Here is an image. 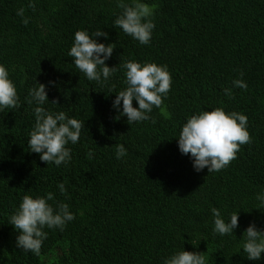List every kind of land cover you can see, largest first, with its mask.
<instances>
[{
    "label": "trees",
    "instance_id": "obj_1",
    "mask_svg": "<svg viewBox=\"0 0 264 264\" xmlns=\"http://www.w3.org/2000/svg\"><path fill=\"white\" fill-rule=\"evenodd\" d=\"M34 2L35 11L29 0H0V65L20 98L18 109L0 111V264H164L182 250L205 253L207 264H264V254L251 261L242 250L250 225L264 232V204L256 199L264 195V0H141L154 6L148 45L114 26L117 0ZM80 30H101L108 37L97 42L115 44L105 63L118 70L106 82L89 81L68 55ZM127 61L167 66L172 76L162 107L149 113L155 123L129 125L122 101L113 107L127 87ZM237 79L247 90L233 86ZM38 84L48 102L29 105ZM37 106L84 122L79 142L66 145L67 165H48L28 148ZM217 107L247 117L251 143L221 171L197 172L179 150V133L192 115ZM119 144L127 151L121 159ZM49 192V203L68 204L75 219L63 231L45 227L36 256L17 247L20 233L9 219L24 195ZM212 208L226 223L239 214L233 234L214 232Z\"/></svg>",
    "mask_w": 264,
    "mask_h": 264
},
{
    "label": "clouds",
    "instance_id": "obj_2",
    "mask_svg": "<svg viewBox=\"0 0 264 264\" xmlns=\"http://www.w3.org/2000/svg\"><path fill=\"white\" fill-rule=\"evenodd\" d=\"M28 7L35 11L34 0H29ZM117 7L122 13L114 21V26L137 40L141 45H148L151 41L155 24L150 19L153 16L154 6H149L141 0H117ZM25 9L17 10V15L22 18V23L27 26L30 18L24 17ZM95 37L107 39L108 33L97 30L91 35L86 30L77 31L74 35V44L68 55L73 59L76 68L83 73L89 81L106 82L118 69L108 67L105 63L113 54L115 44L105 45L98 43ZM103 57V58H101ZM126 69L127 87L120 91L113 101V107L119 110L121 101L123 111L128 124L151 120L149 113L153 107L161 108L164 98L167 97L172 86V76L167 66H158L155 63L141 64L135 61H127L121 65ZM241 77L243 73L240 74ZM50 84L53 82H49ZM236 88L247 90V84L243 79L233 80ZM38 88L29 90L31 105H44L48 102L46 86L38 84ZM224 94L234 99L231 89L225 88ZM16 86L9 79V71L4 65H0V111L4 109H18L20 107ZM133 101L138 104L133 107ZM53 105L58 100L52 101ZM35 125L30 132L28 148L31 152L40 154V160L59 167L67 165L71 161V149L66 145L71 142H79L84 122L75 118H68L64 111L52 113L42 106L34 108ZM119 119V117H117ZM248 120L243 114L237 112L226 113L223 107H217L212 111H202L192 115L183 125L178 137V147L183 155L193 158V167L197 172L207 168L208 172H219L229 166L237 158L240 147L251 143V136L247 130ZM88 157L93 156L92 151ZM127 155L122 144L116 145V158L121 159ZM61 194H66L64 183H59ZM257 200L264 204V195H257ZM54 200V193H47L46 197L33 198L24 195L19 208L11 215L9 224L20 233L17 237V247L24 252H31L36 256L41 254L47 232L44 228L59 229L63 231L67 222L75 219L69 210V205L60 202L54 208L49 201ZM214 216V232L221 236L233 234L239 224V214L232 213L230 222H225L218 209L212 208ZM83 214L82 212L80 213ZM242 250L247 254L248 260L258 261L264 254V232L250 225L243 236ZM164 264H207L205 253L179 251L167 258Z\"/></svg>",
    "mask_w": 264,
    "mask_h": 264
}]
</instances>
